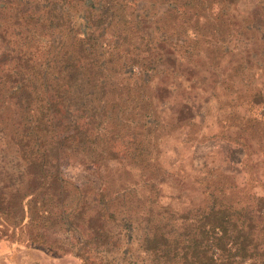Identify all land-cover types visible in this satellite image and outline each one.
<instances>
[{
  "label": "trees",
  "instance_id": "trees-1",
  "mask_svg": "<svg viewBox=\"0 0 264 264\" xmlns=\"http://www.w3.org/2000/svg\"><path fill=\"white\" fill-rule=\"evenodd\" d=\"M237 2L0 0V135L14 148L0 166V240L82 264H264V53L250 48L264 30ZM165 48L190 72L163 65ZM168 76L205 109L163 115L155 89ZM184 126L187 141L243 152L244 177L211 169L203 201L181 207L154 179L163 136ZM115 155L148 183L144 205L120 172L103 178Z\"/></svg>",
  "mask_w": 264,
  "mask_h": 264
},
{
  "label": "rangeland",
  "instance_id": "rangeland-1",
  "mask_svg": "<svg viewBox=\"0 0 264 264\" xmlns=\"http://www.w3.org/2000/svg\"><path fill=\"white\" fill-rule=\"evenodd\" d=\"M236 11L240 15L254 17L257 25L264 30V0H238ZM259 33L262 32L259 31ZM250 48L258 54L264 53L263 40L254 38V41L250 43ZM164 50L163 65L190 72L189 65L172 52H167V48ZM258 59L264 62V56H258ZM173 79L174 76L165 77L155 89L157 105L163 115L189 116L194 111L205 109L207 104L204 101L208 100H204L206 97L197 95L194 90L186 87H179L172 81ZM206 118L208 117L206 116L205 120ZM189 130L187 126H184L165 133L159 144L165 174L161 173L154 179L163 194L162 200L181 207L199 204L203 201L200 191L208 182L211 169H214V175L217 174L218 168L226 172L234 170L238 182H242L241 178L244 177L239 167V161L244 156L243 152L218 139L205 138L187 141L186 135ZM13 157L14 148L6 146L0 135V166L5 162H10L14 159ZM129 163V158L115 155L114 158L103 163L102 176L109 180L111 175L114 173L117 175L120 172L118 179L125 185L129 194H135L141 200L140 205L142 206L151 196V191L148 183L141 181L137 168L131 174L127 173V168L124 166L128 167ZM82 164L79 156H69L65 167L66 172L76 178H81L83 175L81 171L84 169ZM118 179H115L116 182ZM256 190L258 193L263 192L260 189ZM0 264H82V262L73 254L58 256L44 248L0 240Z\"/></svg>",
  "mask_w": 264,
  "mask_h": 264
}]
</instances>
